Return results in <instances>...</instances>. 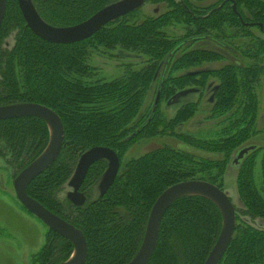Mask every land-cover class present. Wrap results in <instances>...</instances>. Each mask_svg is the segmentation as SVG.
I'll return each mask as SVG.
<instances>
[{
    "label": "trees",
    "instance_id": "1",
    "mask_svg": "<svg viewBox=\"0 0 264 264\" xmlns=\"http://www.w3.org/2000/svg\"><path fill=\"white\" fill-rule=\"evenodd\" d=\"M31 1L46 23L69 27L119 0ZM213 1L145 0V4L156 7L165 4L167 10L156 17H142L138 10L86 41L57 45L34 35L17 0H8L0 30V107L33 103L60 116L65 131L60 155L29 185L28 195L83 233L88 244L84 264L130 263L142 245L151 209L166 189L190 180L221 189L218 180L222 181L230 160L251 147L249 141L257 133L259 117L258 88L264 77V38L244 23L261 24L262 29L257 30L264 34V0H234L241 18L229 4L220 8L221 3ZM175 25L184 27L180 39L167 34ZM232 27L238 31L236 37L251 38L252 45L239 50L251 62L199 70L221 61L222 56L192 49L194 40ZM186 41L190 44L182 50ZM119 48L144 55L148 63L139 71L127 68L123 76L112 81L102 80L89 64L91 53ZM211 78L217 81V89L210 118L222 119L220 131L214 138L204 139L177 131L193 120L199 102L182 104L170 119L162 113L161 103L179 104L176 100L182 93L192 86L203 88ZM155 85L158 103L145 109L149 89ZM48 131L46 123L35 117L0 121V156L6 158L15 175L44 151ZM168 136L224 157L197 161L190 153L157 148L124 164L121 160L119 174L103 197L100 193L94 196L93 191L108 167L106 161H100L90 168L80 189L85 197L83 206L59 199L81 155L88 150L108 148L121 159L128 148L143 139ZM253 147L239 163L238 196L243 209L235 208V233L220 264H264V228H256L239 216L243 213L252 220H264V158L261 183L255 182L256 156L264 147ZM222 220L219 208L209 199L187 196L177 200L162 220L158 245L148 264H204L220 235ZM46 238L34 256L37 264L69 260L74 249L70 241L50 230Z\"/></svg>",
    "mask_w": 264,
    "mask_h": 264
},
{
    "label": "water",
    "instance_id": "2",
    "mask_svg": "<svg viewBox=\"0 0 264 264\" xmlns=\"http://www.w3.org/2000/svg\"><path fill=\"white\" fill-rule=\"evenodd\" d=\"M17 2L27 28L34 35L49 43L72 45L88 40L108 24L137 11L144 5L145 0H119L104 7L86 21L69 27H54L46 23L31 0H17ZM232 2L233 11L238 13L236 4L234 1ZM7 3L8 0H0V30L5 19ZM158 100L159 95L155 104L158 103ZM28 117L43 120L48 127L50 136L44 151L15 178V194L29 213L38 218L48 229L72 243L74 248L72 258L70 257L69 260L61 264H84L88 256V244L83 233L28 195L29 185L49 169L60 155L65 134L62 120L55 111L39 104L22 103L0 107V121ZM252 150L254 147L241 150L234 159V163H239ZM100 161L108 163L99 184L100 196L103 197L115 182L121 165L117 154L113 150L103 147L88 150L81 155L74 176L68 184L72 192L68 194L67 199L74 206L84 205L85 197L80 193V189L90 168ZM187 196L204 197L219 208L223 218L222 229L204 264L221 263L235 233V206L229 195L219 187L202 180H190L169 187L158 197L151 209L142 245L134 259L128 264H148L150 262L158 245L160 226L165 214L177 200Z\"/></svg>",
    "mask_w": 264,
    "mask_h": 264
},
{
    "label": "rangeland",
    "instance_id": "3",
    "mask_svg": "<svg viewBox=\"0 0 264 264\" xmlns=\"http://www.w3.org/2000/svg\"><path fill=\"white\" fill-rule=\"evenodd\" d=\"M219 1L220 0H214L213 3ZM206 5L207 3H203V6ZM155 9L158 11L155 12ZM140 10L142 17H156L160 13L165 12L167 7L165 4H161L160 7L152 6L151 4H145ZM252 31L256 36L264 38V34L259 32L256 28H254ZM235 32L236 34L238 33L237 30H235ZM167 34L170 37L180 39L182 35L185 34L184 27L181 25L172 26L167 29ZM239 38H241V40ZM188 43L190 44L188 41L183 43L182 50L184 48L186 49ZM231 43H233V45H227L221 41V39H219L217 42H215V44L212 42H206L203 43V45L202 43L200 45H197L198 43L193 44L192 49L206 48L205 50L208 51L213 50L221 52L225 56V59L228 58L226 62H218L217 64L215 63L216 65L205 64L199 70H217L223 65L230 63L231 60L229 54L233 52V47H236L238 50L247 49L250 45H252V40L251 38L248 39V37H243L238 34L236 40H231ZM219 46L224 47L225 49H221ZM178 55H180V53L174 57H177ZM90 57L89 64L98 70L97 72L100 74L99 76L102 78V80L106 81H112L123 76L127 68L132 71H139L143 69L148 63L147 58L144 55L132 51H125L121 48L116 50H95L91 53ZM237 57L238 58L235 57L234 61H237L238 63L248 64V62H251L250 60H247L246 57H243L241 53H238ZM163 68L164 65H162L161 69ZM159 73L162 75V70L159 71ZM212 79L213 78H211L203 88L192 86L188 91L181 94V98L176 97L178 98L177 100L174 98V101H180L179 104H174L171 101H163L161 103L162 113L166 116V118L170 119L175 116L176 111L182 104L199 102V111L193 120L182 126H179L177 131L189 133L202 139L210 137L214 138L215 133L220 131L221 127L223 126L220 124L222 119L210 118V109L214 99L215 90L217 89V81ZM258 91L260 101L258 110L259 117L256 127L257 133L249 141V146L251 147H264V77L260 80ZM155 92L156 85L151 86L144 105L145 109H148L155 103ZM164 147H170L193 154V157L197 161H202L203 159L217 161L224 157L220 154L215 155L213 153L196 150L189 145L168 136L146 140L143 139L139 141L137 144L128 148L121 159L119 158L120 164L121 160L124 164L130 159L138 158L147 152ZM237 155L238 152L233 156L232 162L230 160L226 166L223 179L222 181L218 180V183L221 185V190L229 195V198L235 208L242 211L243 207L239 200L237 184V175L240 162L235 164L233 161ZM263 158L264 150H261L258 152L255 162V182L257 185L261 183V162ZM15 176L16 175L13 169H11L6 163V160L0 156V264H37L34 256L45 245L49 230L47 226L43 224L38 218L26 211V209L17 199L13 187V180ZM93 191L94 196H98L101 192L100 186H95ZM71 192V187L66 185L58 194V197L64 201ZM239 216L242 221H247L256 228H264V220H252L243 213H239Z\"/></svg>",
    "mask_w": 264,
    "mask_h": 264
},
{
    "label": "flooded vegetation",
    "instance_id": "4",
    "mask_svg": "<svg viewBox=\"0 0 264 264\" xmlns=\"http://www.w3.org/2000/svg\"><path fill=\"white\" fill-rule=\"evenodd\" d=\"M232 1H234V0H220L219 1V3H221V5H220V8H222V7H224L225 5H227V4H229L230 5V7H232V11H233V2ZM234 3L236 4V2L234 1ZM144 5H145V3H144ZM143 5V6H144ZM143 6L140 8V9H142L143 8ZM236 8H237V6H236ZM140 9H138V10H140ZM137 10V11H138ZM158 10L157 9H155V12H157ZM233 13L235 14V15H238V17H240V15L238 14V13H235L234 11H233ZM129 15V14H128ZM241 18V17H240ZM244 25L246 26V27H248V28H252V27H254V28H256V29H258V28H260V29H262V26H261V24H256V23H253V22H251V21H249V22H247V23H244ZM253 28V29H254ZM259 31V30H258ZM260 32V31H259ZM236 32H235V29L232 27V28H226L225 29V31L223 32V33H219V32H217V31H214V32H212L211 34H209V35H204V36H201V37H199V38H196L194 41H195V43H193V44H196V43H198L197 45H200L201 43H202V45H203V43H206V42H208V43H210V42H212V43H214L215 44V42H217L219 39H221V41H223L225 44H227V45H229V44H231V45H233V43H231V40H236ZM250 37H248V39H249ZM240 40H241V38H239ZM192 44V45H193ZM220 47V46H219ZM221 49H225L224 47H220ZM201 49V48H200ZM206 49V48H205ZM205 49H203V50H205ZM209 51H211V50H209ZM213 51V50H212ZM214 52H217V53H219L221 56H222V60L221 61H219V62H226L227 60H228V58H226L225 59V56L221 53V52H218V51H214ZM238 53H240L239 52V50L236 48V47H233V52L232 53H230L229 55H230V63H233V64H241V63H238L237 61H234L235 60V57L236 58H238L237 57V54ZM218 62H216V64H217ZM213 65H216L215 63H212ZM19 104H22V103H19ZM13 105H15V104H13ZM9 106V105H8ZM4 160H6V158L4 157ZM20 173V172H19ZM18 173V174H19ZM17 174V175H18ZM17 175L15 176V178L17 177ZM15 178H14V180H15ZM14 180H13V187H14ZM15 192V191H14ZM16 195V194H15ZM17 197V196H16ZM27 211V210H26ZM48 230H50V229H48ZM51 231V230H50Z\"/></svg>",
    "mask_w": 264,
    "mask_h": 264
}]
</instances>
